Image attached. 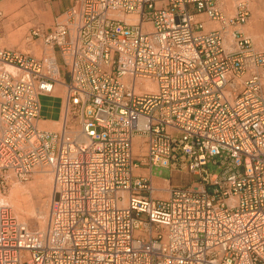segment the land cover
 <instances>
[{
	"label": "built area",
	"instance_id": "obj_1",
	"mask_svg": "<svg viewBox=\"0 0 264 264\" xmlns=\"http://www.w3.org/2000/svg\"><path fill=\"white\" fill-rule=\"evenodd\" d=\"M249 16L248 0L231 14L222 0H75L29 27L40 56L0 47V190L53 174L44 230L0 203V264H264V49ZM57 85L49 130L39 96ZM151 168L197 178L154 185Z\"/></svg>",
	"mask_w": 264,
	"mask_h": 264
},
{
	"label": "rangeland",
	"instance_id": "obj_2",
	"mask_svg": "<svg viewBox=\"0 0 264 264\" xmlns=\"http://www.w3.org/2000/svg\"><path fill=\"white\" fill-rule=\"evenodd\" d=\"M222 1L226 9L228 5H231L233 8L235 0ZM248 4L250 16L243 26V30L251 36L257 48L264 49V0H248ZM227 11L231 13L232 9H227ZM52 22L53 18L49 10L44 9V5L35 7L34 4L23 5L17 3L9 8V10L0 6V47H18L21 50L30 51L36 56H40L44 50L41 40L33 39L32 41H27L25 37L29 27L41 25L46 29ZM40 102L43 107L40 115L41 117H45L44 113L49 112V109L59 107L60 99L45 95L40 97ZM43 168L49 170V174L51 175V188L49 190L35 180L36 174L33 172L26 180H10L5 186L4 191L0 190V203L9 206L12 213L32 229H42L45 226L52 198V174L48 167ZM205 168L209 171H219L216 166L210 163L205 165ZM153 173L159 178L173 177L172 179H174L175 177V175H172L171 170L166 168H154ZM192 178L197 177L192 175ZM18 203L21 205V209L18 207ZM43 207H47V214L44 221L45 224L41 226L38 218L39 210Z\"/></svg>",
	"mask_w": 264,
	"mask_h": 264
},
{
	"label": "crops",
	"instance_id": "obj_3",
	"mask_svg": "<svg viewBox=\"0 0 264 264\" xmlns=\"http://www.w3.org/2000/svg\"><path fill=\"white\" fill-rule=\"evenodd\" d=\"M75 0H0V6H3L6 8V10H9V8H11L12 6H14L15 4H34L35 7H40L41 5H44V9L49 10V13L51 15V17L53 18V20L58 17V15L64 11L66 8H68L70 5H72L74 3ZM228 10L232 9L231 5H228ZM62 94H63V89L60 85H57L55 88V92L52 95H48V96H52L55 98H59L60 99V104L59 107L57 108H52L49 109V112H45L44 115L45 117H41L40 115V119H39V124H41V126H43L45 129H55L56 128V121L59 119L60 117V109H61V104H62ZM41 96H45V95H40L39 96V100ZM41 103V102H40ZM43 111V107L41 105V111ZM153 169L151 168V173H152V183L154 185H159L162 183V181H165L167 179L170 180L171 186H176V185H181L183 183H187L188 181H190V179L192 178V174L183 171V170H176L173 169L171 170L172 175H175L174 179L171 178H159L156 175H154L153 173ZM148 171H150L148 168L143 169V168H138V172L141 174H145L148 173ZM161 196H166V195H161Z\"/></svg>",
	"mask_w": 264,
	"mask_h": 264
},
{
	"label": "bare ground",
	"instance_id": "obj_4",
	"mask_svg": "<svg viewBox=\"0 0 264 264\" xmlns=\"http://www.w3.org/2000/svg\"><path fill=\"white\" fill-rule=\"evenodd\" d=\"M236 1V0H235ZM234 4H235V2H234ZM234 4H233V8H232V12H233V10H234ZM223 5H224V8H225V11L227 12V13H229L228 11H227V9H226V6H225V4H224V2H223ZM231 12V13H232ZM231 13H229V14H231ZM125 18H131V16H125ZM248 32V31H247ZM249 35V34H248ZM228 37H227V39L229 40L230 39V35L228 34L227 35ZM250 36V35H249ZM251 37V36H250ZM252 39V38H251ZM253 41V40H252ZM144 87L147 89V90H149V91H153V90H155V86H154V84L153 83H151V82H149V81H146L145 83H144ZM40 126H41V124H40ZM41 127H43V126H41ZM56 127H57V125H56ZM44 128V127H43ZM138 152H139V149H138V147H137V145L135 146V148H134V153H135V155H137L138 154ZM39 168H37V167H35V169H33V173H35L36 174V181H38L39 183H41V185L43 186L44 185V187H46V189L48 188V190H49V188H51V175L49 174V170H47V169H44L42 166H38ZM40 167H42V168H40ZM50 169V168H49ZM50 172H51V174H52V170L50 169ZM163 183H166V182H163L162 181V183L161 184H163ZM48 186V187H47ZM52 190H53V174H52ZM17 200H18V198H17ZM3 204V203H2ZM6 205V204H5ZM7 206V205H6ZM18 207L21 209V205L18 203ZM46 208L47 207H43L42 209H40L39 210V218H38V222H39V224L41 225V226H43L45 223H44V221H45V217H46V214H47V211H46ZM46 224H47V222H46ZM46 224H45V226L42 228V229H40L39 228V230H44L45 229V227H46Z\"/></svg>",
	"mask_w": 264,
	"mask_h": 264
}]
</instances>
